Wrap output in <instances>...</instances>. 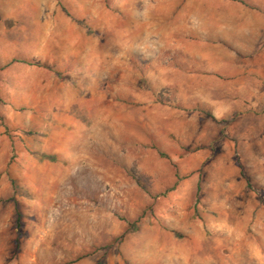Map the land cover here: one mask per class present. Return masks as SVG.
Here are the masks:
<instances>
[{"label":"rangeland","instance_id":"rangeland-1","mask_svg":"<svg viewBox=\"0 0 264 264\" xmlns=\"http://www.w3.org/2000/svg\"><path fill=\"white\" fill-rule=\"evenodd\" d=\"M0 264H264V0H0Z\"/></svg>","mask_w":264,"mask_h":264},{"label":"trees","instance_id":"trees-1","mask_svg":"<svg viewBox=\"0 0 264 264\" xmlns=\"http://www.w3.org/2000/svg\"><path fill=\"white\" fill-rule=\"evenodd\" d=\"M45 158L48 159V160H54L53 156H47ZM235 163L241 169V165H240L239 160L237 158H235ZM137 182H140L139 179H137ZM14 224H15V229L17 231V238L15 240V253H18L19 239L21 237V233H20V229H21V213H20V210H19V208H18V206L16 204H15V222H14ZM129 227L135 229L134 225H130Z\"/></svg>","mask_w":264,"mask_h":264},{"label":"crops","instance_id":"crops-1","mask_svg":"<svg viewBox=\"0 0 264 264\" xmlns=\"http://www.w3.org/2000/svg\"><path fill=\"white\" fill-rule=\"evenodd\" d=\"M250 18H249V23H248V26H249V28H250V31L253 29V31H255L256 30V28H257V25H258V15L256 14V13H253V14H250V16H249ZM240 36V35H239ZM239 36H237L236 38H240ZM246 35H242V37H245ZM248 37H249V39H250V42H252V43H254V44H256L257 43V41H258V35H257V33L255 32V33H250L249 35H248ZM236 42L238 43V44H242L243 43V41L242 40H236Z\"/></svg>","mask_w":264,"mask_h":264}]
</instances>
